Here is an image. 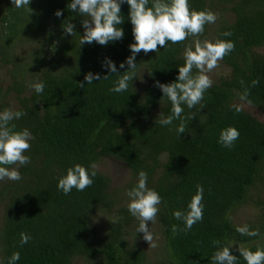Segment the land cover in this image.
Listing matches in <instances>:
<instances>
[{"label":"trees","instance_id":"obj_1","mask_svg":"<svg viewBox=\"0 0 264 264\" xmlns=\"http://www.w3.org/2000/svg\"><path fill=\"white\" fill-rule=\"evenodd\" d=\"M214 1L229 19L219 17L217 24H206L201 35L176 44L169 41L157 52L141 51L135 58L134 80L126 91L116 93L110 89L128 71L126 63L123 69L120 64L135 43L127 3L121 5L124 22L117 25L123 29L122 39L81 46L84 18L68 9L71 0H30L31 12L0 0V73L7 83L2 87L0 77V112L26 113L11 124L34 137L24 153L31 163L0 165L17 168L22 176L20 181H0V264H8L17 252L15 264H71L76 258L88 264H145V253L127 242L130 235L138 236L139 220L118 200L138 183L140 171L147 173V187L162 198L155 223L148 222L159 229L160 264H213L217 248L230 244L237 264H246L239 246L264 249V198L255 201L254 220L241 225L232 221L234 210L248 202L250 189H264V0H189V6L213 12L212 6L218 5ZM152 3L149 0L147 7ZM65 22L75 25L73 35L65 34ZM209 26L214 29L211 42L235 44L219 60L228 74L212 83L200 104L191 109L181 105L187 127L178 134L180 119L168 126L157 122L171 115L172 105L154 84L176 80L185 48H194L197 39L207 40ZM106 58L119 73L102 67ZM197 71L194 68L193 74ZM88 72L101 79L87 84ZM39 82L44 90L38 94L30 85ZM245 90L250 104L240 99ZM9 96L13 108L6 102ZM232 104H242V111ZM193 114L194 119H186ZM229 126L240 136L232 148H225L217 141ZM93 162L99 170L90 187L73 188L68 195L58 190V179L68 168L80 164L91 172ZM115 163L127 176L120 187H112L108 168ZM197 185L204 190L203 219L189 231L173 233V225L185 226L173 213L188 211ZM98 212L105 219L100 232L90 224ZM114 216L121 219L111 224ZM245 225L260 235L236 231ZM21 233L31 237L23 245ZM213 241L220 244L214 246Z\"/></svg>","mask_w":264,"mask_h":264},{"label":"clouds","instance_id":"obj_2","mask_svg":"<svg viewBox=\"0 0 264 264\" xmlns=\"http://www.w3.org/2000/svg\"><path fill=\"white\" fill-rule=\"evenodd\" d=\"M16 8H29L30 0H11ZM127 3L129 5V18L133 26L132 33L135 43L129 45L131 55L126 58L125 62L120 64V68L128 66V71H124L123 75L118 79L116 85L110 89L111 92L120 93L126 91L129 82L135 78V69L137 64L135 58L138 53L143 51L145 54L149 52H157L158 46L165 47L167 42L173 44L185 41L189 35L199 36L204 32L206 24L215 23L217 16L210 10L196 11L190 9L189 0H153L152 6L147 7L149 0H71L67 5L72 12L78 13L84 19L82 27L84 34L81 36V46L85 43L92 44L97 42L104 46L110 42L118 41L123 38V29L117 27L124 22L121 15V5ZM30 12L32 9H30ZM57 17L62 15L61 10L55 12ZM86 17V18H85ZM65 34L73 35L75 25L65 22L61 25ZM223 35L230 36V32ZM235 48L232 41L216 40L211 42L204 40H196L193 47H186L184 50L183 66L178 67V76L171 83H161L156 81L154 86L159 88L163 95L172 105L171 115L159 119L157 122L161 126L171 125L174 119H180L181 123L176 128L178 134L185 133V118L181 117L184 109L181 105L186 104L189 109L193 108L204 98V93L212 86L213 81L206 74L218 67V61L222 60L226 55L230 54ZM102 67L111 73H119L113 61L106 58L102 63ZM197 69V73L193 74V69ZM108 75L103 79H107ZM100 80V75L88 72L85 74L84 80L87 84L93 83V80ZM243 83V81H242ZM253 85L258 81L254 80ZM35 92L42 93L44 90L43 82L30 85ZM80 87H84L83 83ZM241 101H247V90L240 97ZM251 103V101H247ZM230 107L237 112L242 111V104H232ZM26 113L22 111L13 112L11 109H5L0 112V165H20L24 166L31 163L29 156L24 155L31 147L30 141L34 138L28 129L15 131V125L11 124L13 120L21 118ZM195 116L190 115L186 119H194ZM240 133L235 127H227L222 129L219 135L218 143L225 148H232L235 141L239 138ZM91 172L88 169L76 164L67 169V173L58 179L57 188L65 195L71 193L75 188L77 191H84L93 184V178L97 175L98 165L93 162L90 165ZM138 183L128 191L129 202L127 209L133 217L139 220L136 232L143 233V239L149 243V247L155 248L157 244L154 242V234L148 227V222L155 223L156 216L159 211V205L162 203L161 196L153 189L147 187V173L140 171ZM20 181L21 173L17 168H9L0 166V181L3 180ZM203 186L197 185L196 194L191 198L188 204V211H175L173 213L177 220L184 222V228L178 229L173 225V233L178 231H189L192 226L203 219ZM121 217L114 216L111 224L118 223ZM237 232L241 235L258 236V230H249L248 226L237 227ZM21 245L26 244L31 237L25 233H21ZM214 246L219 245V241H213ZM234 244L218 247L212 256L213 264H237L238 257L233 255L230 249ZM240 257L246 264H264V249L251 251L247 248H238ZM20 259L19 253H13L8 264H15Z\"/></svg>","mask_w":264,"mask_h":264},{"label":"rangeland","instance_id":"obj_3","mask_svg":"<svg viewBox=\"0 0 264 264\" xmlns=\"http://www.w3.org/2000/svg\"><path fill=\"white\" fill-rule=\"evenodd\" d=\"M214 4H218L214 1ZM213 7V13L216 14L217 19L219 17H224L226 19H229L230 14H227L222 10V5H216ZM223 8H227L226 6ZM215 21V24H217ZM213 26H209L206 31V39L208 41L211 40L213 37ZM194 46V44H192ZM206 74L210 77V79L215 83L220 77H225L228 74V69L221 64L220 61H218V67L214 68L211 72H206ZM1 77V86L4 87L7 85L5 81H3V76L0 73ZM6 102L9 103L10 108H13L15 105V102L13 100L12 96H9L6 100ZM119 164L115 163L112 167L110 164L108 165V168L110 172L112 173L113 178V185L112 187H120L124 184V180L127 177L124 170L118 169ZM127 195L123 194L118 196V200L121 202V204L125 203L128 204L129 200L127 199ZM129 198V197H128ZM259 198L262 200L264 198V189L261 187V185H256L255 187L250 189L249 193V199L248 202H246L244 205L238 207L234 210L232 213V221L235 225H241L246 222L252 221L255 219V216L258 214V209L255 207V201ZM0 222H1V211H0ZM105 223L104 214L102 212H98L92 216V220L90 224L92 227H94L98 232L103 230ZM150 230L154 234V242L157 244V247L152 248L149 247V243L143 239V233H138V236H129L127 242L131 245H135L136 247L140 248L145 253V264H160L157 257V250L159 249V246L161 244V239L159 235V229L155 224H150L148 226ZM71 264H88L85 262V260L76 258L71 262Z\"/></svg>","mask_w":264,"mask_h":264}]
</instances>
